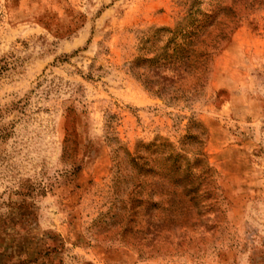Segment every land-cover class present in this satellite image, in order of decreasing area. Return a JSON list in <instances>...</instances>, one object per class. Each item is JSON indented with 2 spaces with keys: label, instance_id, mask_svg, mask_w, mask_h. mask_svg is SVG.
Returning <instances> with one entry per match:
<instances>
[{
  "label": "rangeland",
  "instance_id": "obj_1",
  "mask_svg": "<svg viewBox=\"0 0 264 264\" xmlns=\"http://www.w3.org/2000/svg\"><path fill=\"white\" fill-rule=\"evenodd\" d=\"M199 1L0 0V264H264V3L236 10L194 94L128 68L147 29L224 0ZM153 140L213 171L222 217L202 239L135 214L130 158Z\"/></svg>",
  "mask_w": 264,
  "mask_h": 264
},
{
  "label": "trees",
  "instance_id": "obj_2",
  "mask_svg": "<svg viewBox=\"0 0 264 264\" xmlns=\"http://www.w3.org/2000/svg\"><path fill=\"white\" fill-rule=\"evenodd\" d=\"M263 3L224 0L204 12L197 7L190 9L172 27L149 28L140 37L139 54L128 68L145 89L159 97L176 99L178 91L194 94L203 88L212 56L226 39L236 10ZM198 136L189 133L185 138L199 143ZM68 141L67 131L62 140V160L68 158L73 144ZM143 149L145 153L135 150L130 162L135 166V214L145 217V232L152 236L169 232L177 238L175 245L183 239L188 242L192 236L202 239L210 234L222 210L213 171L201 151L197 149L188 157L171 143L156 140Z\"/></svg>",
  "mask_w": 264,
  "mask_h": 264
}]
</instances>
